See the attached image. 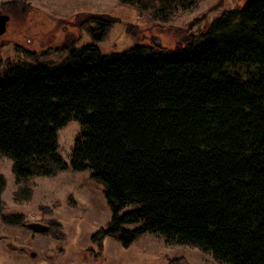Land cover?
I'll list each match as a JSON object with an SVG mask.
<instances>
[{"label": "trees", "instance_id": "16d2710c", "mask_svg": "<svg viewBox=\"0 0 264 264\" xmlns=\"http://www.w3.org/2000/svg\"><path fill=\"white\" fill-rule=\"evenodd\" d=\"M92 19L103 40L114 18ZM185 40L171 53L136 43L106 54L89 43L66 47L59 64L9 63L0 74V154L18 183L91 171L113 210L92 235L101 249L109 236L128 248L151 233L220 264H264V0L222 11ZM73 120L81 130L68 163L59 131ZM5 186L1 175L0 204Z\"/></svg>", "mask_w": 264, "mask_h": 264}, {"label": "rangeland", "instance_id": "374dc122", "mask_svg": "<svg viewBox=\"0 0 264 264\" xmlns=\"http://www.w3.org/2000/svg\"><path fill=\"white\" fill-rule=\"evenodd\" d=\"M149 1L151 7L144 8L121 0H0V13L10 16L0 36V74L21 60L59 64L67 56L64 49L73 44L80 48L96 43L106 54L124 52L136 43L177 52L185 38L198 36L219 13L246 0ZM99 15L114 21L103 40L96 41L93 29L98 24L92 18ZM80 130L73 120L59 131V152L68 163ZM1 175L6 186L0 204V264H168L175 258L188 264H220L196 247L171 245L151 233L128 248L109 236L101 249L92 235L111 221L113 210L89 170L69 168L18 183L12 160L0 154ZM13 214H22L23 224L5 221L4 216ZM31 223L47 229L37 231Z\"/></svg>", "mask_w": 264, "mask_h": 264}, {"label": "water", "instance_id": "95a60500", "mask_svg": "<svg viewBox=\"0 0 264 264\" xmlns=\"http://www.w3.org/2000/svg\"><path fill=\"white\" fill-rule=\"evenodd\" d=\"M9 19L10 16L8 14L0 13V36L6 32ZM29 227L37 231H45L47 229L46 226L41 225L39 223H31L29 224Z\"/></svg>", "mask_w": 264, "mask_h": 264}]
</instances>
